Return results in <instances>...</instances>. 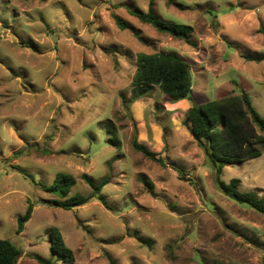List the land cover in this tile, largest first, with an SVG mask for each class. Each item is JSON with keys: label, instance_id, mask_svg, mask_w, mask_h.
Returning <instances> with one entry per match:
<instances>
[{"label": "rangeland", "instance_id": "rangeland-1", "mask_svg": "<svg viewBox=\"0 0 264 264\" xmlns=\"http://www.w3.org/2000/svg\"><path fill=\"white\" fill-rule=\"evenodd\" d=\"M149 1L0 0V239L20 250L16 264H61L50 253L52 228L74 264H264V214L217 188L187 105L170 110L157 88L122 104L137 54L171 52L191 68L188 106L243 88L264 116V60L243 58L264 56V0H153L162 20L193 28V47L129 13L146 12ZM113 13L138 37L120 30ZM134 137L165 165L136 152ZM58 173L75 178L70 196L91 194L84 174L108 178L101 194L110 209L95 198L56 207L60 198L42 187ZM231 179L264 198V154L224 166L220 180Z\"/></svg>", "mask_w": 264, "mask_h": 264}, {"label": "trees", "instance_id": "trees-1", "mask_svg": "<svg viewBox=\"0 0 264 264\" xmlns=\"http://www.w3.org/2000/svg\"><path fill=\"white\" fill-rule=\"evenodd\" d=\"M171 3V0H169ZM178 8H181L178 4ZM129 13L141 23L147 24L157 32L167 34L170 37L182 41L193 47L191 39L193 28L190 26L175 24L162 20L153 10V0L149 1L146 12L130 10ZM116 26L120 30H130L138 37L128 23L119 16L112 14ZM244 59L261 61L264 56H243ZM165 95L171 103L182 100H191L192 76L188 62L175 53H138L136 57V69L131 80V96L128 100L122 98L123 106L149 98L155 89ZM187 120L190 123L189 132L209 159L216 174V186L223 195L232 201L245 204L254 211L264 214V198L256 192L239 191V179H231L228 183L220 180L224 166L232 163H242L264 154V116L260 115L252 106L249 94L241 88L236 95L225 94L202 104L191 103L186 111ZM112 125V124H111ZM113 145L119 146V141L114 137L109 139ZM132 147L136 152L150 160H154L164 166L162 158L140 144L136 137L132 141ZM179 179L184 180V172L176 167ZM83 181L91 189L89 196L81 194L69 195L70 190L76 184L73 176L66 173H58L51 185L42 187L43 190L60 201L54 205L64 210H70L83 206L91 199H96L103 207L110 209L108 202L101 191L109 183L108 178L99 182L87 175H82ZM148 191L152 193V185L142 180ZM31 206H28L24 215L17 218L16 233L23 230L24 224L31 215ZM51 256L58 257L61 264H74L73 252L65 245L61 232L52 228L49 234ZM20 250L8 239H0V264H16ZM39 264H56L51 259L36 257ZM113 264V261H111Z\"/></svg>", "mask_w": 264, "mask_h": 264}, {"label": "crops", "instance_id": "crops-1", "mask_svg": "<svg viewBox=\"0 0 264 264\" xmlns=\"http://www.w3.org/2000/svg\"><path fill=\"white\" fill-rule=\"evenodd\" d=\"M187 101H188V100H182V101H178V102H176V103H171V104H170V107H171V108H169V109L172 110V111H174L172 107H176L177 105H183V104H184L185 106L187 105V107H186V111H187V109H188L189 106H190V105L188 106Z\"/></svg>", "mask_w": 264, "mask_h": 264}]
</instances>
